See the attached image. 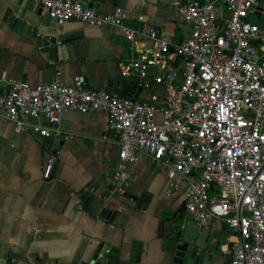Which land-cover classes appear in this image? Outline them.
Instances as JSON below:
<instances>
[{"label": "built area", "instance_id": "2783aa9c", "mask_svg": "<svg viewBox=\"0 0 264 264\" xmlns=\"http://www.w3.org/2000/svg\"><path fill=\"white\" fill-rule=\"evenodd\" d=\"M32 1L60 25L120 27L133 52L123 77L138 89L159 85L165 94L142 101L89 88L82 79L34 85L0 77V122L13 123L16 135L61 138L67 112H105L122 162L146 154L152 164L167 163L165 193H182L187 215L201 226L220 219L233 232L227 264H264V26L251 20L261 0H173L192 28L180 42L154 26H130L123 8ZM55 162L48 159L45 178ZM112 179L123 192L129 173L121 169Z\"/></svg>", "mask_w": 264, "mask_h": 264}, {"label": "crops", "instance_id": "0c3cea01", "mask_svg": "<svg viewBox=\"0 0 264 264\" xmlns=\"http://www.w3.org/2000/svg\"><path fill=\"white\" fill-rule=\"evenodd\" d=\"M80 1L102 12L123 8L130 26L142 31L154 26L178 42L192 35L173 0ZM257 17L264 26V16ZM58 46L65 47L63 62ZM132 57L120 27L60 25L32 0H0V77L34 85H73L82 79L89 88L134 93L142 101L165 94L159 85L138 89L123 77L122 64ZM60 128L63 137L43 139L16 135L13 123L0 122V264H78L100 257L118 264H175V238L190 217L182 193H165L168 164H152L146 154L137 162H122L119 135L105 112L69 111ZM51 157L56 162L45 178ZM121 169L129 173L124 191H114L100 204L99 194L109 191ZM95 188L98 196L83 202L80 191ZM105 208L113 212L106 215ZM210 223L215 264H227L233 232L220 219ZM139 244L140 260L132 262Z\"/></svg>", "mask_w": 264, "mask_h": 264}, {"label": "water", "instance_id": "95a60500", "mask_svg": "<svg viewBox=\"0 0 264 264\" xmlns=\"http://www.w3.org/2000/svg\"><path fill=\"white\" fill-rule=\"evenodd\" d=\"M256 16H264V0H261L259 6L256 8L255 12ZM56 51V50H55ZM57 52L60 55V61L63 62L61 53L65 52V47L62 46L57 47ZM56 53V52H54ZM66 55V54H65ZM66 59L68 58L65 56ZM50 58V57H48ZM122 98L134 96V93H125L121 92L118 94ZM109 191L106 193H102L100 198V204L104 203V200L110 196L114 191L117 190L116 185H108ZM92 194V195H91ZM80 195L82 197L83 202H88L90 199H94L98 196L97 189H90L89 191L82 190L80 191ZM111 211L108 208L104 209V214L108 215ZM115 214V213H113ZM211 230H212V223H210L207 227L201 226L197 221L194 219H187L184 220V224L181 226L180 230L178 231L176 238H175V264H215V254L212 251V245L209 242L211 238ZM142 249V245H136L133 249V256L132 262L140 260L141 253L140 250ZM115 253L119 252L115 249L113 250ZM118 264L109 261L104 257H100V260L96 264Z\"/></svg>", "mask_w": 264, "mask_h": 264}, {"label": "rangeland", "instance_id": "374dc122", "mask_svg": "<svg viewBox=\"0 0 264 264\" xmlns=\"http://www.w3.org/2000/svg\"><path fill=\"white\" fill-rule=\"evenodd\" d=\"M251 20L254 21V22H258L259 18L256 16V15H253L251 17ZM259 23V22H258Z\"/></svg>", "mask_w": 264, "mask_h": 264}]
</instances>
